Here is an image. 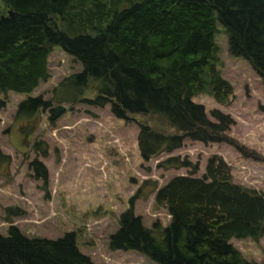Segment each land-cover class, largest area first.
I'll return each instance as SVG.
<instances>
[{
  "label": "trees",
  "instance_id": "1",
  "mask_svg": "<svg viewBox=\"0 0 264 264\" xmlns=\"http://www.w3.org/2000/svg\"><path fill=\"white\" fill-rule=\"evenodd\" d=\"M1 1L0 93L32 92L47 79L48 52L58 46L81 64L54 89L63 97L60 103L109 105L119 119L154 115L175 130L165 133L140 124L144 160L178 149L186 139L233 144L226 134L232 119L213 110L212 121L193 101L202 92L218 101L232 92L216 69L217 22L227 33L230 54L246 60L264 82V0ZM90 85L95 96L85 98ZM47 108L52 121L65 111L41 97H28L19 103L16 117L31 118ZM10 161L0 150V168ZM34 166L45 178V168ZM161 166H192L190 173L158 188L151 185L169 223L154 234L129 209L110 237L112 250H134L156 264H264L246 260L231 243L264 234L263 191L234 182L230 166L215 154L201 176L187 159L168 158ZM0 264L95 263L79 250L73 232L32 238L12 225L0 234Z\"/></svg>",
  "mask_w": 264,
  "mask_h": 264
},
{
  "label": "rangeland",
  "instance_id": "2",
  "mask_svg": "<svg viewBox=\"0 0 264 264\" xmlns=\"http://www.w3.org/2000/svg\"><path fill=\"white\" fill-rule=\"evenodd\" d=\"M216 25V69L232 92L222 101L202 92L193 101L203 105L212 121L213 110L232 119L226 134L233 144L186 139L182 147L144 160L138 145L140 124L165 133L175 130L154 115L119 119L109 105L60 103L63 97L54 89L79 72L81 64L58 46L48 52L47 79L32 92L0 93V150L11 158L0 168V234L6 235L12 225L32 238L55 239L73 232L79 250L95 264H156L134 250H112L109 243L121 214L129 209L154 234L169 223L170 215L156 204L151 185L158 188L190 173L192 166L164 168V160L187 159L201 176L208 158L219 155L230 166L234 182L264 192V82L246 60L230 54L227 33ZM94 96L90 85L84 97ZM28 97H41L65 111L54 121L49 108L17 118L19 103ZM35 162L45 168V178ZM144 182L148 185L137 195ZM231 243L246 260L264 263V234L257 240L232 238Z\"/></svg>",
  "mask_w": 264,
  "mask_h": 264
}]
</instances>
